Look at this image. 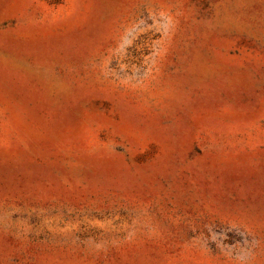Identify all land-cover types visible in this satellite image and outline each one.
<instances>
[{
  "label": "rangeland",
  "instance_id": "374dc122",
  "mask_svg": "<svg viewBox=\"0 0 264 264\" xmlns=\"http://www.w3.org/2000/svg\"><path fill=\"white\" fill-rule=\"evenodd\" d=\"M0 264H264V0H0Z\"/></svg>",
  "mask_w": 264,
  "mask_h": 264
}]
</instances>
